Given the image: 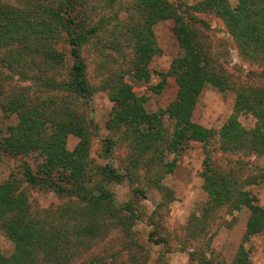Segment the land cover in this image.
Wrapping results in <instances>:
<instances>
[{
    "label": "trees",
    "instance_id": "trees-1",
    "mask_svg": "<svg viewBox=\"0 0 264 264\" xmlns=\"http://www.w3.org/2000/svg\"><path fill=\"white\" fill-rule=\"evenodd\" d=\"M114 1L104 0L98 7L91 0H0V107L7 116H17V122L9 125L0 139V157L4 153L26 157L36 153L41 158L39 164L32 165L29 159L21 164L23 180L68 197L54 213H34L14 178L0 180V229L14 246L10 255L0 249V264H69L86 242L114 227L122 229L124 247L133 257V250L140 246L133 231L139 218L134 201L118 203L108 186L112 179H132L131 167L127 164L126 172H121L109 164H92L91 139L96 125L84 111L72 106L74 98L88 99L94 91L82 51L95 37L108 33V24L116 16L110 17L104 10L114 7ZM131 8L137 13L122 22L120 35L112 32L105 43L107 48L121 51L118 37L127 36L132 50L129 68L104 77L100 87L116 102L108 123L124 127V137L131 141V163H137L152 148L163 150L165 134L169 137L165 145L177 151L191 140L209 141L219 134L224 151L263 153L264 91L258 87L239 86L234 112L219 129L192 120L207 84L220 89L230 84L222 71L210 66L211 53L192 24H205L204 18L190 12V23L179 5L170 0H134ZM193 8L215 11L234 35L239 50L264 62V0H240L235 6L230 0H200ZM167 19L174 21L182 53L173 58L167 72L160 73L161 80L152 88L161 91L171 75L178 89L166 107L149 111L146 96L137 94L124 77L131 74L136 81L150 79V62L160 51L154 26ZM244 112L256 118L252 128L240 121ZM165 118L174 123L171 131L166 129ZM70 134L80 137L73 150L67 146ZM104 141V155L109 156L117 142L112 137ZM202 174L208 199L195 217L194 227L205 229L212 212L223 206L233 211L246 206L250 212L243 241L254 234L264 238V205L238 186L231 171L216 167L209 156ZM134 190L145 196L144 189ZM195 255L197 264H222L202 249L194 250L191 256ZM111 256L114 261L117 253ZM248 263L249 252L242 243L231 264ZM83 264H96V260Z\"/></svg>",
    "mask_w": 264,
    "mask_h": 264
},
{
    "label": "rangeland",
    "instance_id": "rangeland-1",
    "mask_svg": "<svg viewBox=\"0 0 264 264\" xmlns=\"http://www.w3.org/2000/svg\"><path fill=\"white\" fill-rule=\"evenodd\" d=\"M91 1L99 7L103 5L104 0ZM133 1L115 0L114 7H107L104 10L110 17L116 16L112 17L108 24V33L95 37L93 41L84 45L82 51L94 91L88 99L74 98L72 106L84 111L96 125L91 139L92 164L95 166L109 164L121 172H126L127 164L131 167L132 179L127 176L122 180L112 179L108 186L114 191L118 203H125L131 199L134 201L139 218L133 226V231L140 246L133 250L134 258L124 247L125 237L122 229L114 227L103 236L86 242L69 264H83L93 259L96 260V264H197V256L192 257L191 254L198 249L207 252L217 262L231 264L242 243L249 252L248 264H264L263 235L254 234L243 241L250 212L246 206L234 211L228 206H223L212 212L205 229H201V226L194 227L195 217L201 214V209L208 199L203 188L205 158L209 156L214 165L224 172L231 171L238 179V186L249 190L257 202L264 205V152L252 150L247 152L244 149L224 151L219 134L209 141L191 140L183 149L177 151L166 146L169 137L165 134L163 150L152 148L133 164L131 163L133 155L129 156L132 151L131 141L124 137V127H113L108 123L116 102L100 87L104 77L114 71L121 74L129 68L132 50L125 34L118 37L122 43L121 51L107 48L105 43L112 38V32L120 35L122 22L127 20L131 13H137L135 9H129V6H133ZM170 1L179 5L181 13L190 23V12L204 18L205 24H192L202 33L205 46L211 53L210 66L218 68L230 81L225 89L207 84L192 115L194 122L219 129L234 112L236 91L239 86L249 85L264 91V62L259 58L244 55L239 50L234 35L229 32L227 24L215 11H199L193 8L200 0ZM230 2L235 6L240 0ZM118 19L121 20L120 24L117 22ZM173 27L172 19L160 21L154 26L160 51L150 62L152 71L150 79L136 81L131 74H125L124 77L134 86L137 94L146 96L145 105L149 111L166 107L177 93L178 84L171 75L167 76L161 91L157 92L152 88L161 80L160 73L167 72L173 58L182 53ZM239 119L248 129L256 123V118L247 112L241 113ZM164 121L166 129L171 131L174 123L168 118ZM16 122V114L7 116L0 107V139L7 133L8 126ZM106 137H112L117 142L109 156H105L103 150ZM79 141L78 135L70 134L67 139L69 150H73ZM25 159H29L32 165L39 164L41 160L36 153L27 157L2 154L0 180L14 178L15 183L21 185L18 191L24 190L30 210L34 213L58 211V207L64 204L68 197L58 194L52 188L32 186L25 182L21 172V164ZM95 176L99 177L98 174ZM135 188L144 189L145 196L135 193ZM191 231L198 233L194 235L195 233ZM0 249L6 255H10L14 249L13 242L1 229ZM113 252L117 253L114 261L111 256Z\"/></svg>",
    "mask_w": 264,
    "mask_h": 264
}]
</instances>
